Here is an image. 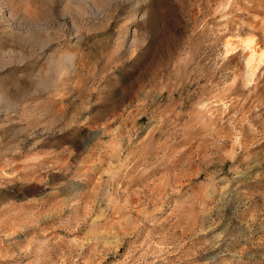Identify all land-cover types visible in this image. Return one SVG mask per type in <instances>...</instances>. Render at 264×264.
<instances>
[{"label": "rangeland", "instance_id": "1", "mask_svg": "<svg viewBox=\"0 0 264 264\" xmlns=\"http://www.w3.org/2000/svg\"><path fill=\"white\" fill-rule=\"evenodd\" d=\"M0 264H264V0H0Z\"/></svg>", "mask_w": 264, "mask_h": 264}]
</instances>
